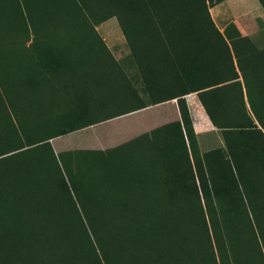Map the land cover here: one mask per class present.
Returning a JSON list of instances; mask_svg holds the SVG:
<instances>
[{
  "label": "trees",
  "instance_id": "obj_1",
  "mask_svg": "<svg viewBox=\"0 0 264 264\" xmlns=\"http://www.w3.org/2000/svg\"><path fill=\"white\" fill-rule=\"evenodd\" d=\"M214 1L0 0V264H264V234L250 252L217 233L185 246L135 238L133 203L159 202L165 214L168 187L195 180L187 96L216 123L211 96L239 78V53L212 18ZM110 17L143 93L96 28ZM213 153L199 164L195 192L210 198V185L220 201L233 188L244 195L250 166L212 164ZM73 206L84 248L69 216L71 227H61ZM146 216L140 226L152 222Z\"/></svg>",
  "mask_w": 264,
  "mask_h": 264
},
{
  "label": "rangeland",
  "instance_id": "obj_2",
  "mask_svg": "<svg viewBox=\"0 0 264 264\" xmlns=\"http://www.w3.org/2000/svg\"><path fill=\"white\" fill-rule=\"evenodd\" d=\"M96 28L132 81H134L140 92L143 93L138 70L133 63L130 49L117 19L115 17H110L97 24ZM2 42L3 40L0 38V44ZM27 43H29V40H27ZM192 96L193 95H189L187 99L188 104L190 103L189 107L191 110L194 108L192 99L190 101ZM194 118L195 116L193 117L192 125L187 131V139L189 142L190 155L193 157L194 163H197L192 164L195 167V180L186 184L176 182L173 184V187H168L169 190L165 193L166 200L164 197L162 199L165 201L164 206L167 209L165 214L160 213L161 210L158 209L159 202L150 204V206L146 204L142 205L141 202H137L136 204L133 203L131 214L134 224L137 226L135 227V238L136 236L138 237V243L140 244L148 246L150 243V246L157 247L162 236H168L176 245L185 246L193 243L198 236L202 235H207L210 240L215 241V234L217 233L219 236L222 235L227 238L228 236L233 237L234 240L243 245L247 252H250L258 243H262L261 238L262 234H264V183L262 176L261 181L263 184L259 183L260 175L264 174V169L262 168L264 164H248L250 166L249 170H244L246 174L243 178L247 186H249V189L244 192V195L233 188L232 191H227L226 197L222 196L220 201L211 194L210 185H208V189L210 190L208 195H210V198L204 195L200 190L198 195L194 189V185L196 186V184L200 182L196 176V172L198 173L199 164L203 165L206 150L210 148V146L200 145L197 142L195 134L200 130L208 132L210 127L209 122L201 125V128L198 127ZM40 139L41 136L36 135L31 141L35 143ZM40 145L42 144H35L34 147L40 148ZM208 151L214 152L211 155L212 164H238L236 157L233 156L232 159L221 148L215 147ZM26 154L30 155L32 151H27ZM237 156H239V154H237ZM92 179L99 181L96 177H92ZM208 181V176H206V183H208ZM78 185L83 187L86 186L81 179ZM243 197L247 200L245 201ZM168 200L172 201V203L168 204ZM179 200H182L181 204H179ZM98 201L99 200H95L96 203L94 205L97 209L95 211L102 208V204ZM80 210H77L74 206L71 214L68 209L62 210L61 227L64 230H68V228L71 227V225L67 223V217L69 216L73 221L72 227L77 237L76 245L84 248L87 243V237L83 231V223L80 219H74L71 216L73 213H77ZM251 212L253 216H250L252 215ZM58 214L60 215V212ZM143 215H147L146 218L152 222H147L140 226L139 218ZM49 225L51 229L54 228V223L52 221ZM155 225H157L160 230H164L167 234H159V232L152 227ZM70 242L71 241H69V243ZM80 261L83 262L81 258Z\"/></svg>",
  "mask_w": 264,
  "mask_h": 264
},
{
  "label": "crops",
  "instance_id": "obj_3",
  "mask_svg": "<svg viewBox=\"0 0 264 264\" xmlns=\"http://www.w3.org/2000/svg\"><path fill=\"white\" fill-rule=\"evenodd\" d=\"M210 12L220 30H227L228 42H235L239 78L226 81L223 92L211 96L217 124L206 114L198 96L190 94L197 126L209 122L210 127L195 137L200 145L210 146L206 152L221 148L232 159L236 157L238 164H264V6L260 0H219L214 1ZM218 94L220 102H213ZM263 175L259 183L261 176L264 183Z\"/></svg>",
  "mask_w": 264,
  "mask_h": 264
}]
</instances>
